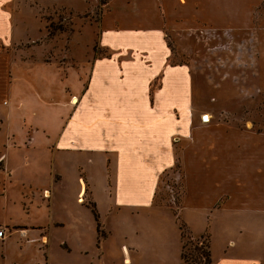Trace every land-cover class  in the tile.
Instances as JSON below:
<instances>
[{
    "label": "crops",
    "instance_id": "obj_1",
    "mask_svg": "<svg viewBox=\"0 0 264 264\" xmlns=\"http://www.w3.org/2000/svg\"><path fill=\"white\" fill-rule=\"evenodd\" d=\"M53 1L45 7L67 5L66 0ZM27 2L31 8L42 5L38 0ZM19 4L0 0V132L6 129L0 147L21 150L28 159L40 140L64 154L86 158L100 166L101 181L126 208L139 204L131 199L155 204L162 176L172 172L175 180L181 174L184 187L177 216L190 209L206 214L264 213V130L248 122L247 112L236 111L242 106L203 110L198 90L234 86L239 105L264 95V0H108L103 5L98 0L97 42L87 79L75 82L76 104L50 102V85L64 83L59 75L52 82V65L17 58L24 55L20 49L30 48L14 40ZM41 13L30 17L38 19ZM203 28L228 32L234 42V33H240V43L231 66L226 64L229 60L207 56L199 76L194 57L187 64L170 63L166 35ZM254 40L258 45L250 42ZM99 47L110 54L97 56ZM43 94L48 98L41 99ZM41 113L50 115L52 123H41L37 117ZM203 114L210 115L209 123L202 121ZM26 122L31 126L19 127ZM177 165L181 172L176 174ZM85 168L81 161L80 195L89 186L97 207L96 185L87 183ZM184 224L195 236V230ZM4 225L24 227L26 234L21 229L11 232L21 241L35 238L29 234L32 226L8 221ZM8 238L0 241L4 244ZM226 264H264V254Z\"/></svg>",
    "mask_w": 264,
    "mask_h": 264
},
{
    "label": "rangeland",
    "instance_id": "obj_2",
    "mask_svg": "<svg viewBox=\"0 0 264 264\" xmlns=\"http://www.w3.org/2000/svg\"><path fill=\"white\" fill-rule=\"evenodd\" d=\"M16 1L20 2L21 9L17 15L20 21L15 28L14 40L30 47L20 49L24 55L19 53L17 58H26L25 62L33 65H52V82L59 75L64 83L50 85V102L59 99L76 104L77 98L72 97L76 95L75 82L87 79L92 50L97 42L96 24L100 14H96L95 7L98 0H66L64 7L57 4L45 7L55 2L38 0L41 7L36 5L33 8L30 2L25 3L26 0ZM38 10L42 13L35 19L33 16ZM31 14H34L33 18ZM22 16L30 18L21 21ZM234 35L235 42L228 32L207 28L190 33L168 31L166 41L172 51L170 63L187 64L194 57L199 76L202 65L208 64L207 56L214 61L229 60L226 64L231 66L240 43V33ZM31 42L34 43L29 44ZM250 42L257 44L255 40ZM109 54L110 51L97 48V56ZM198 90L203 110L220 107L232 110L242 106L236 111L247 112L248 122H253L258 130H264V95L257 96L252 103L239 105L234 86L222 89L200 87ZM35 96L38 97L36 93ZM40 98L47 99L48 95H40ZM37 117L41 123L48 120L52 123L53 120L47 114ZM13 125L17 128L18 121ZM30 126L27 122L19 123L20 128ZM4 130L0 132V143L6 141ZM53 150L38 140L36 149L25 159L21 150L0 147V231H5L3 241L10 236L4 244L0 241V264H180L181 252L191 262L192 258L199 256L197 249L209 237L213 264L264 254V213L215 210L206 214L190 209L177 216L184 187L181 174L175 180L172 172L162 176L163 183L155 204L141 205L146 201L131 199V203L139 204L136 208H126L125 203L119 204V199L111 195L101 181L99 165L90 164L86 158L71 152L64 154ZM81 161L86 165L87 183L90 187L96 185L97 219L91 210L94 201L89 186L86 185L87 193L80 195L84 184L80 179L83 172L79 170ZM173 172H181L179 165L173 168ZM55 175L61 179L56 176L55 180ZM27 209L29 213L26 214ZM7 221L32 226L29 234L35 238L21 241L18 233L11 235L17 229L26 232L24 227L4 225ZM183 222L195 230V236ZM56 223L63 226H56ZM181 228L185 235L184 250L180 245Z\"/></svg>",
    "mask_w": 264,
    "mask_h": 264
},
{
    "label": "trees",
    "instance_id": "obj_3",
    "mask_svg": "<svg viewBox=\"0 0 264 264\" xmlns=\"http://www.w3.org/2000/svg\"><path fill=\"white\" fill-rule=\"evenodd\" d=\"M108 0H100V4H105ZM52 29V27H50ZM53 33L50 32V35H52ZM91 210L93 212V214L95 215L96 219H97V211H96V206L93 205L91 207ZM181 232V245H182V250H184L185 248V244L183 243V239L185 238L184 235V231L181 228L180 229ZM210 242L209 240H204L201 243V246L199 247L198 250V255L196 258H192L191 262L187 261L184 257V253L181 252L180 258H181V263L180 264H213V260L211 257V250H210ZM47 260V259H46Z\"/></svg>",
    "mask_w": 264,
    "mask_h": 264
},
{
    "label": "built area",
    "instance_id": "obj_4",
    "mask_svg": "<svg viewBox=\"0 0 264 264\" xmlns=\"http://www.w3.org/2000/svg\"><path fill=\"white\" fill-rule=\"evenodd\" d=\"M201 119H202L203 122H205V123H209L210 120H211V117H210L209 114H203V115L201 116ZM0 238H2V239L5 238V231H3V230L0 231Z\"/></svg>",
    "mask_w": 264,
    "mask_h": 264
},
{
    "label": "bare ground",
    "instance_id": "obj_5",
    "mask_svg": "<svg viewBox=\"0 0 264 264\" xmlns=\"http://www.w3.org/2000/svg\"><path fill=\"white\" fill-rule=\"evenodd\" d=\"M47 193V192H46Z\"/></svg>",
    "mask_w": 264,
    "mask_h": 264
}]
</instances>
